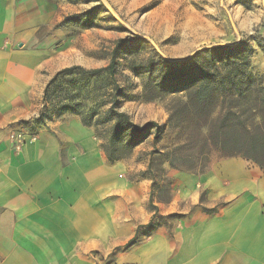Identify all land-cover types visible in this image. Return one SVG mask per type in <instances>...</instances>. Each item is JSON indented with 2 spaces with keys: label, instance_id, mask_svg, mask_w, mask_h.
I'll list each match as a JSON object with an SVG mask.
<instances>
[{
  "label": "crops",
  "instance_id": "crops-1",
  "mask_svg": "<svg viewBox=\"0 0 264 264\" xmlns=\"http://www.w3.org/2000/svg\"><path fill=\"white\" fill-rule=\"evenodd\" d=\"M0 1V264H95L93 253L112 251L114 264H264V169L241 157L223 159L187 176L194 184L180 186L169 203L154 199L153 210L147 179H116L126 169L108 161L77 116L34 123L47 73L66 65L51 60L36 34L44 0H32L31 14L28 0ZM21 120L39 135L16 152L9 135ZM185 201L193 207L171 225L146 228Z\"/></svg>",
  "mask_w": 264,
  "mask_h": 264
},
{
  "label": "rangeland",
  "instance_id": "rangeland-1",
  "mask_svg": "<svg viewBox=\"0 0 264 264\" xmlns=\"http://www.w3.org/2000/svg\"><path fill=\"white\" fill-rule=\"evenodd\" d=\"M31 6L32 0H28L24 8L27 13L34 12ZM43 10L42 24L36 34L45 41L44 47L58 67H104L115 52L117 78L122 90L120 109L141 126L148 122L167 126L160 140L155 141L151 135L116 164V168L126 169L123 170L124 176L116 179L139 180L145 177L150 183V195L153 193L154 199L162 200L164 204L170 202L168 198H173L180 186L194 184L187 176L202 174L190 172L191 166L178 170L168 163H155V177L160 184H173L171 196L165 188L154 187L150 178L148 164L152 152L167 151L194 132L188 122L182 129L168 124L170 113L179 102L187 100L188 94V89L180 84L177 76L170 74L171 67L181 68L182 62L193 59L203 49L239 44L247 55L252 56L251 70L264 76V53L256 43L259 34L264 36V0H44ZM5 13L0 1V31L5 25ZM24 41L20 47L25 46ZM12 43L14 49L19 48L16 42ZM47 74L52 76L54 68ZM93 104L89 102V106ZM73 121L68 124L69 132L76 129ZM18 127L14 125V128ZM46 128L53 132L58 130L56 126ZM88 128L94 133L92 127ZM154 129L152 127L151 131ZM201 131L204 135L207 133L206 128ZM197 133L199 131L196 138L202 144L204 136ZM192 151L198 162L195 168L198 171L201 159L198 148ZM226 158L229 157L212 149L211 165ZM200 200H206L202 187ZM192 207L188 201L182 202L177 212L159 214L154 226L160 223L171 225L175 218L183 216L184 211ZM115 254L116 251L108 255L97 252L92 257L95 264H114Z\"/></svg>",
  "mask_w": 264,
  "mask_h": 264
},
{
  "label": "trees",
  "instance_id": "trees-1",
  "mask_svg": "<svg viewBox=\"0 0 264 264\" xmlns=\"http://www.w3.org/2000/svg\"><path fill=\"white\" fill-rule=\"evenodd\" d=\"M256 43L264 53V36L259 34ZM251 57L239 44L217 45L182 62L181 68L171 67L170 74L177 76L188 94L187 100L179 102L172 110L168 124L182 129L188 122L194 132L167 151L152 152L148 171L154 187L165 188L171 196L173 184H160L155 177V163H168L178 170L191 166L190 172L204 173L210 168L212 149L225 157L244 158L264 169V76L251 70ZM117 72L115 52L104 67L70 65L59 69L45 85L42 106L34 123L40 125L67 114L78 116L84 126L93 128L100 148L111 163L124 159L151 135L155 141L160 140L166 125L148 122L141 126L120 109L122 90ZM106 82H109L107 86L104 85ZM105 90H108L106 94ZM90 101L94 102L92 106H89ZM20 123L29 125L25 120ZM152 127L154 131H151ZM203 128L207 129L205 135L201 131ZM198 131L199 136H204L202 144L196 138ZM197 148L201 158L198 171L192 151ZM150 208L158 210L153 193ZM203 211L214 213L217 207H203ZM146 228L151 231L154 222Z\"/></svg>",
  "mask_w": 264,
  "mask_h": 264
},
{
  "label": "built area",
  "instance_id": "built-area-1",
  "mask_svg": "<svg viewBox=\"0 0 264 264\" xmlns=\"http://www.w3.org/2000/svg\"><path fill=\"white\" fill-rule=\"evenodd\" d=\"M34 129L26 125L14 128L9 135L12 149L19 152L26 144L35 141L38 137V132L36 128Z\"/></svg>",
  "mask_w": 264,
  "mask_h": 264
}]
</instances>
